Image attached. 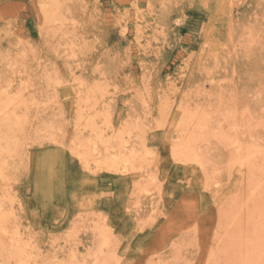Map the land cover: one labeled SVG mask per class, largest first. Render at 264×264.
<instances>
[{"label":"rangeland","instance_id":"374dc122","mask_svg":"<svg viewBox=\"0 0 264 264\" xmlns=\"http://www.w3.org/2000/svg\"><path fill=\"white\" fill-rule=\"evenodd\" d=\"M11 97L22 123L0 200L27 264H264V231L252 242L242 215L249 243L228 248L235 222L224 231L217 215L244 184L230 140L264 145V0H0ZM184 111L206 119L208 174L170 156ZM91 121L106 141L130 125L141 169H84L70 148Z\"/></svg>","mask_w":264,"mask_h":264},{"label":"bare ground","instance_id":"6f19581e","mask_svg":"<svg viewBox=\"0 0 264 264\" xmlns=\"http://www.w3.org/2000/svg\"><path fill=\"white\" fill-rule=\"evenodd\" d=\"M50 8L51 9L48 8L49 12L46 14L49 22H51L55 11L54 5L51 4ZM14 97L16 98V96ZM14 100L15 99L13 97H11V99L8 98L0 99V174L2 173V170L6 164L5 162L6 155H8L12 150L17 149V141L12 136L13 134L15 135L16 133H19L18 131L19 128H21V123H22V119L16 117L14 114L15 112H13V110L9 111L10 108L15 106L17 102ZM188 111H184L182 120H180L179 122L178 132H180L181 135L173 143V145H171L170 156L173 161L177 162V164L178 163L183 165L194 164L197 165L200 168V170L204 172V174H208V162L206 156L204 155V152L201 150V147L199 146L200 143L203 141V136L201 135V132L205 127L206 119L202 116L196 117L194 113H190ZM80 119L81 118L78 117V120ZM77 123L79 124V122ZM191 123H194V127L189 132L188 128L190 125H192ZM261 125L263 124H259L258 126L263 130L264 125L262 127ZM84 129L89 130L90 133L93 135V137L92 136H91L92 138L90 137L82 138L80 136L76 137L74 142H72L73 145L72 148H70L71 152L75 156H77L78 160L80 161V164L84 167V169L88 171H92L96 167L98 169H105L110 173H116V174H126L128 172L141 169V162L144 158V154L146 153L144 151L145 150L144 145L142 146L141 141L136 142V145L140 146L141 149L138 150L135 148V146L130 145L129 141L126 139V137L129 139V137L131 136L130 125L129 126L124 125L119 132H117L111 139L107 141L103 140L101 134L96 130L95 125L92 121L87 122L84 125ZM236 131L237 130L234 129V133H236ZM256 134L259 135L258 133ZM229 135L230 134H228V136ZM229 137L232 138V135ZM256 138L257 137L255 136V140H253L254 136L253 137L251 136L249 139L251 141H247L243 144L242 141L241 143L240 141L239 143H237L238 141L236 142L233 138V141L230 140L229 143L232 144L234 148L231 150V152L229 151L230 155L227 163H229V166L232 165L238 166L239 168L238 170L241 173L240 181L243 182L244 184L243 185L241 184L242 193L239 187L238 191L240 192V196L238 198L237 196L236 199L234 197H233L234 199L232 197H229L228 200L232 199V203L231 202L229 204L226 203L224 204L225 206H223L221 209H218L219 212L217 215L219 217L218 220L220 223V229L227 231V228L231 226L230 224L232 222H235L236 232L231 235H227V233L225 232L224 234L225 237L222 236L223 237L222 241L224 239L225 242L224 244H226L225 246L228 248L229 247L232 248V246L236 248L235 246H237L238 244H240L239 246H244L246 243L247 244L249 243L246 240L247 239L246 235L243 234L244 231L251 230V232L255 235L256 238L253 239L252 242L258 240L260 237V232L264 231V145H259L258 142L260 141L258 140V138L257 139ZM261 138L263 139L264 137L262 136ZM256 140L258 142H256ZM227 141L229 140H227L225 137L221 139V142H223L224 144ZM261 143H263L262 140ZM226 147H230V146H226ZM211 150L212 149H210V151ZM226 150L227 149H225L224 151ZM227 167L228 165L225 167V169ZM210 179H212V177ZM238 184L240 185V183ZM3 201L4 199L2 201L0 200V244L2 243L0 246V257L4 259L3 264H27V259L24 255L25 253L23 249L24 246L21 243L20 239L17 238L15 232L9 234L5 228V223L9 221L8 220L9 214L5 213V211L2 210ZM242 215L245 216L244 231H240L238 229L242 220L241 218ZM7 235H8L9 246L5 247L3 244V240ZM98 235L101 238L100 240L101 243L98 249L99 252L98 255H101L102 254L101 248L107 245L106 237L108 236H106L102 230H99ZM217 242H219V239ZM102 264H105V260L104 262H102Z\"/></svg>","mask_w":264,"mask_h":264}]
</instances>
